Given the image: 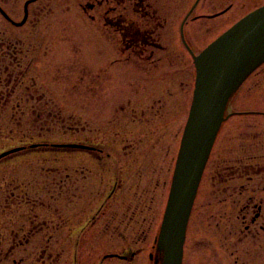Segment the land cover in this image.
<instances>
[{
	"label": "flooded vegetation",
	"instance_id": "af4514ba",
	"mask_svg": "<svg viewBox=\"0 0 264 264\" xmlns=\"http://www.w3.org/2000/svg\"><path fill=\"white\" fill-rule=\"evenodd\" d=\"M263 8L264 0H0V264H137L144 255L164 264V217L140 227L131 213H166L199 59ZM237 98L254 106L234 107ZM257 100L264 54L226 106L182 264H264ZM18 117L30 119L20 141ZM196 210L207 216L194 223Z\"/></svg>",
	"mask_w": 264,
	"mask_h": 264
},
{
	"label": "water",
	"instance_id": "95a60500",
	"mask_svg": "<svg viewBox=\"0 0 264 264\" xmlns=\"http://www.w3.org/2000/svg\"><path fill=\"white\" fill-rule=\"evenodd\" d=\"M198 65L194 102L182 141L173 191L165 214L164 264H182L186 227L206 162L228 100L257 57L264 54V8L252 14L210 46Z\"/></svg>",
	"mask_w": 264,
	"mask_h": 264
},
{
	"label": "rangeland",
	"instance_id": "374dc122",
	"mask_svg": "<svg viewBox=\"0 0 264 264\" xmlns=\"http://www.w3.org/2000/svg\"><path fill=\"white\" fill-rule=\"evenodd\" d=\"M45 88V87H44ZM47 88V87H46ZM48 93H49V95L51 94V93H54L53 91H52V89L50 88V87H48L47 88V90H46ZM246 101H248V102H245L244 100L243 101H240V100H238V98H237V100L235 99L234 100V102H233V105H234V107H236L237 105H238V107H239V105H240V103H243V106H245L246 104H248L249 106L250 105H253L254 106V102H250V100H246ZM252 103V104H251ZM258 106H257V108L258 109H264V100H257L256 102H255ZM252 106V107H253ZM18 119L20 120V124H18V127H15L14 128V133H15V131H16V140H18V141H20V140H22L23 138H24V135L26 134V132L27 131H29L30 129H28L29 127H30V125H29V117H27V118H22V117H18ZM68 119V118H67ZM72 119H74V118H72ZM259 122H261V123H258V122H253V124H257V125H261V126H264V120L263 119H259L258 120ZM250 122V121H249ZM251 123V122H250ZM67 124H68V122H67ZM72 124H74V120H72ZM232 124H234V122H229V123H227V125H232ZM182 125H183V122H182ZM65 127H67V125H65ZM180 128H182V127H180ZM179 128V132H180V135H179V138H180V136H181V129ZM8 130V129H7ZM52 136V139H55V141H57V140H60L61 138V135H59V132L58 133H56V134H54V135H51ZM181 139H183V135H182V138H180L179 140H181ZM165 179V178H164ZM159 197V196H158ZM155 200H159V198H157V196L155 197ZM166 200V199H165ZM165 200H164V202H165ZM144 209V208H143ZM157 209H158V206H157ZM157 214H159L158 216V219L154 222V219L157 217V216H155V215H157ZM211 214H213V212H211L210 213V216H211V220H218L217 218H213L212 217V215ZM122 215V214H121ZM164 215H165V213H164V209H162L161 210V212H158V210H156V208L155 209H152V211H148L147 209H146V211L145 210H143V212H141V209L140 210H137L136 211V213L135 214H133V213H131V217H132V220H133V222H138L139 224V226L141 227V226H148L149 224H150V222H152L153 221V224H152V226H155V225H157V226H159V225H161V220H162V218L164 217ZM207 216V214H205V213H201L200 211H195L194 213H193V222L195 223V222H201V220H203V218H205ZM121 217V216H120ZM138 230V229H137ZM156 229H154V227H153V231H155ZM137 236L138 234L133 230V229H131V236ZM151 235H152V232H151ZM152 236H154V234L152 235ZM153 241H152V239H150L149 241H148V245H147V252H149V250H150V245H151V243H152ZM147 255H148V253H147ZM146 255H144V256H142L143 257V259L142 258H140L139 259V261L137 262V264L139 263V264H148V260H147V256L145 257ZM145 257V258H144Z\"/></svg>",
	"mask_w": 264,
	"mask_h": 264
},
{
	"label": "bare ground",
	"instance_id": "6f19581e",
	"mask_svg": "<svg viewBox=\"0 0 264 264\" xmlns=\"http://www.w3.org/2000/svg\"><path fill=\"white\" fill-rule=\"evenodd\" d=\"M212 46V45H211ZM200 61H202V64L203 65H206L208 67H211V65L213 64V58H205V54H202V57L199 59ZM199 64V61H197V65ZM200 65V64H199ZM244 77V75H243ZM241 81V80H240ZM239 81V82H240ZM239 84V83H238ZM238 86V85H237ZM237 88V87H236ZM236 88L234 89V91H236ZM233 91V92H234ZM226 109V108H225ZM225 112V110H224ZM200 183V182H199ZM199 186V185H198ZM169 205V204H168ZM168 207V206H167ZM168 209V208H167ZM192 210V209H191ZM166 214V213H165ZM164 219H165V215H164V218H163V222H162V227H161V231H160V237L162 235V230H163V223H164ZM165 248V247H164Z\"/></svg>",
	"mask_w": 264,
	"mask_h": 264
}]
</instances>
